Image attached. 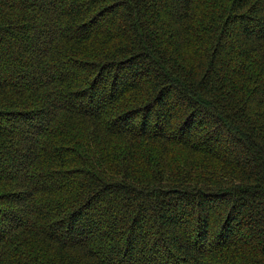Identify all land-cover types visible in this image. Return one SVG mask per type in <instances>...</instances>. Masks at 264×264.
I'll return each instance as SVG.
<instances>
[{
  "label": "trees",
  "instance_id": "1",
  "mask_svg": "<svg viewBox=\"0 0 264 264\" xmlns=\"http://www.w3.org/2000/svg\"><path fill=\"white\" fill-rule=\"evenodd\" d=\"M0 264H264V0H0Z\"/></svg>",
  "mask_w": 264,
  "mask_h": 264
}]
</instances>
